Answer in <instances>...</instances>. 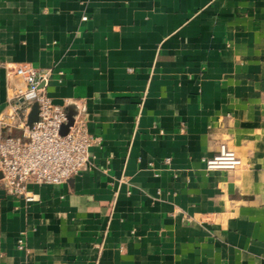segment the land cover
I'll list each match as a JSON object with an SVG mask.
<instances>
[{
	"label": "crops",
	"instance_id": "1",
	"mask_svg": "<svg viewBox=\"0 0 264 264\" xmlns=\"http://www.w3.org/2000/svg\"><path fill=\"white\" fill-rule=\"evenodd\" d=\"M21 63L101 142L32 202L0 182V264H264V0H0V118Z\"/></svg>",
	"mask_w": 264,
	"mask_h": 264
},
{
	"label": "built area",
	"instance_id": "2",
	"mask_svg": "<svg viewBox=\"0 0 264 264\" xmlns=\"http://www.w3.org/2000/svg\"><path fill=\"white\" fill-rule=\"evenodd\" d=\"M81 19L85 21L86 17ZM12 72L23 80L26 89L15 91L12 112L5 119L0 118V125L7 130L18 128L22 135L0 136V182L7 194L32 202L30 184H60L76 176L90 162L89 149L99 145L101 139L89 133L80 107H76L67 131L61 133L67 123L69 104L58 105L46 94L49 69L21 63ZM25 94L33 95L25 99ZM34 102L38 104V120L28 127L27 117ZM203 162L207 171L230 170L242 164L240 157L225 144ZM17 247H23L22 238L18 239Z\"/></svg>",
	"mask_w": 264,
	"mask_h": 264
},
{
	"label": "water",
	"instance_id": "3",
	"mask_svg": "<svg viewBox=\"0 0 264 264\" xmlns=\"http://www.w3.org/2000/svg\"><path fill=\"white\" fill-rule=\"evenodd\" d=\"M33 94H27L26 98H30ZM54 103L58 105H63V102L61 100H55L53 101ZM66 112H67V123L62 127L61 132L64 134L68 126L72 124L73 122V116L76 113V109L72 105L66 106ZM38 120V104L37 103H32L30 112L27 117V126L31 127L33 122H36ZM1 177V174H0Z\"/></svg>",
	"mask_w": 264,
	"mask_h": 264
},
{
	"label": "rangeland",
	"instance_id": "4",
	"mask_svg": "<svg viewBox=\"0 0 264 264\" xmlns=\"http://www.w3.org/2000/svg\"><path fill=\"white\" fill-rule=\"evenodd\" d=\"M62 133V132H61ZM63 134V133H62Z\"/></svg>",
	"mask_w": 264,
	"mask_h": 264
}]
</instances>
